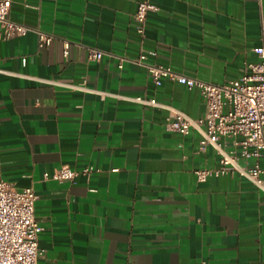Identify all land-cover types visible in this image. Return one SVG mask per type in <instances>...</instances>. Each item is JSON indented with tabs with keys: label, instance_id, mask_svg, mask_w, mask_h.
Listing matches in <instances>:
<instances>
[{
	"label": "crops",
	"instance_id": "obj_1",
	"mask_svg": "<svg viewBox=\"0 0 264 264\" xmlns=\"http://www.w3.org/2000/svg\"><path fill=\"white\" fill-rule=\"evenodd\" d=\"M139 1L11 0L8 18L30 30L0 39V170L37 195L38 264H264V193L236 174L197 181L194 170L219 165L200 133L166 131V109L121 98L202 117L196 88L156 87L133 60L145 49L156 53L147 62L190 77L238 79L259 61L264 0H151L142 36ZM90 49L102 59L89 60ZM63 165L95 170L44 177Z\"/></svg>",
	"mask_w": 264,
	"mask_h": 264
},
{
	"label": "built area",
	"instance_id": "obj_2",
	"mask_svg": "<svg viewBox=\"0 0 264 264\" xmlns=\"http://www.w3.org/2000/svg\"><path fill=\"white\" fill-rule=\"evenodd\" d=\"M11 0H0V39L25 35L30 29L8 18ZM158 8L151 0H140L134 13L136 31L143 35L147 14ZM39 45H48L52 36L41 31ZM68 45L64 47L66 53ZM259 61L247 65L248 72L238 79L226 83H213L190 77L174 70L171 66L147 62L154 51L141 49L133 62L142 66L151 82L157 87L162 81L170 80L196 88L201 95L206 112L202 117L192 118L183 111L144 95L121 96L122 99L142 106L166 109L168 115L164 124L166 131L182 136L196 129L200 135L199 149L212 147L218 156L219 165L210 169H196L194 175L201 182L209 177L238 175L248 179L264 193V169L259 160L264 158V23L260 25L259 45L253 49ZM104 52L90 49L88 59L100 61ZM122 61V59H121ZM121 61L118 68L122 67ZM52 82V81H51ZM72 90L90 91L84 81L73 84L68 81H53ZM255 161L250 163L249 160ZM92 166L77 171L68 165L54 170L45 178L58 182L72 180L79 172L88 175ZM37 195L32 187L17 190L5 181L0 170V264H38L44 250L39 247L38 235L41 227L35 215ZM200 264H208L201 261Z\"/></svg>",
	"mask_w": 264,
	"mask_h": 264
}]
</instances>
